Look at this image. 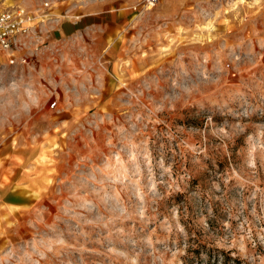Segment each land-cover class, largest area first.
<instances>
[{"label": "rangeland", "instance_id": "374dc122", "mask_svg": "<svg viewBox=\"0 0 264 264\" xmlns=\"http://www.w3.org/2000/svg\"><path fill=\"white\" fill-rule=\"evenodd\" d=\"M11 3L0 264H264V0Z\"/></svg>", "mask_w": 264, "mask_h": 264}, {"label": "built area", "instance_id": "2783aa9c", "mask_svg": "<svg viewBox=\"0 0 264 264\" xmlns=\"http://www.w3.org/2000/svg\"><path fill=\"white\" fill-rule=\"evenodd\" d=\"M12 0H0V50L6 54L9 65L27 63V52L32 45L43 39L41 25L48 20L44 13L49 4L42 7V13L36 15L35 10L25 8L21 4L11 3ZM160 0H145L147 10L152 9ZM11 4V5H10ZM38 16L41 20L35 22ZM56 101L51 108L56 107Z\"/></svg>", "mask_w": 264, "mask_h": 264}, {"label": "crops", "instance_id": "0c3cea01", "mask_svg": "<svg viewBox=\"0 0 264 264\" xmlns=\"http://www.w3.org/2000/svg\"><path fill=\"white\" fill-rule=\"evenodd\" d=\"M103 21V20H102ZM66 24H67V27H71V28H73V31H76V25H77V23H75V22H73V21H66V22H64V21H62V20H57L56 22H55V24L53 25V27H56L57 25H59V27H58V30H57V35L58 36H61V37H66V36H69L71 33H73V31H71L70 33H68L67 32V30L65 31V27H66ZM56 25V26H55ZM52 27V28H53ZM75 29V30H74Z\"/></svg>", "mask_w": 264, "mask_h": 264}, {"label": "bare ground", "instance_id": "6f19581e", "mask_svg": "<svg viewBox=\"0 0 264 264\" xmlns=\"http://www.w3.org/2000/svg\"><path fill=\"white\" fill-rule=\"evenodd\" d=\"M11 5V4H10Z\"/></svg>", "mask_w": 264, "mask_h": 264}]
</instances>
